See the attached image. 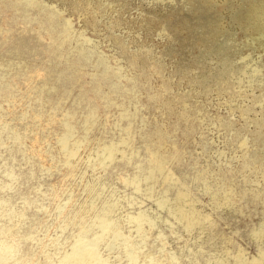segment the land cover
<instances>
[{
    "label": "rangeland",
    "instance_id": "1",
    "mask_svg": "<svg viewBox=\"0 0 264 264\" xmlns=\"http://www.w3.org/2000/svg\"><path fill=\"white\" fill-rule=\"evenodd\" d=\"M261 14L0 0V264H264Z\"/></svg>",
    "mask_w": 264,
    "mask_h": 264
},
{
    "label": "bare ground",
    "instance_id": "2",
    "mask_svg": "<svg viewBox=\"0 0 264 264\" xmlns=\"http://www.w3.org/2000/svg\"><path fill=\"white\" fill-rule=\"evenodd\" d=\"M246 1H252V0H246ZM255 2H259V3H262V5H264V0H253ZM264 14H261L260 17H263Z\"/></svg>",
    "mask_w": 264,
    "mask_h": 264
}]
</instances>
